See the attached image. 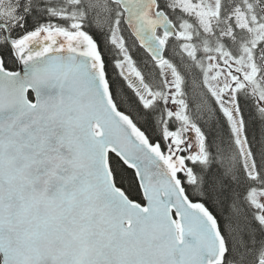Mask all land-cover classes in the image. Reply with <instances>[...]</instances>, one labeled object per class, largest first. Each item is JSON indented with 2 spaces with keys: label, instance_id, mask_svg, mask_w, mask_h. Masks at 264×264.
<instances>
[{
  "label": "snow or ice",
  "instance_id": "1",
  "mask_svg": "<svg viewBox=\"0 0 264 264\" xmlns=\"http://www.w3.org/2000/svg\"><path fill=\"white\" fill-rule=\"evenodd\" d=\"M0 264H264V0H0Z\"/></svg>",
  "mask_w": 264,
  "mask_h": 264
}]
</instances>
